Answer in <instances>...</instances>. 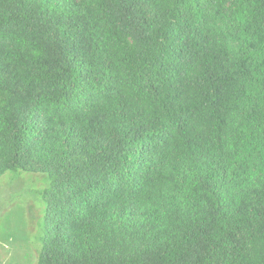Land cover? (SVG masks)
<instances>
[{"label":"trees","instance_id":"obj_1","mask_svg":"<svg viewBox=\"0 0 264 264\" xmlns=\"http://www.w3.org/2000/svg\"><path fill=\"white\" fill-rule=\"evenodd\" d=\"M9 171L38 264H264V0H0Z\"/></svg>","mask_w":264,"mask_h":264},{"label":"rangeland","instance_id":"obj_2","mask_svg":"<svg viewBox=\"0 0 264 264\" xmlns=\"http://www.w3.org/2000/svg\"><path fill=\"white\" fill-rule=\"evenodd\" d=\"M51 185L49 175L36 172L0 177V264H38Z\"/></svg>","mask_w":264,"mask_h":264}]
</instances>
